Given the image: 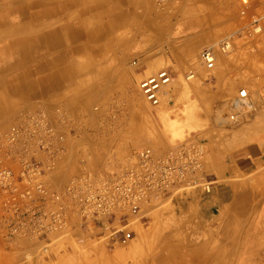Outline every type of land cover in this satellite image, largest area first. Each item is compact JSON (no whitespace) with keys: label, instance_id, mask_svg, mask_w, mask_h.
I'll list each match as a JSON object with an SVG mask.
<instances>
[{"label":"crops","instance_id":"obj_1","mask_svg":"<svg viewBox=\"0 0 264 264\" xmlns=\"http://www.w3.org/2000/svg\"><path fill=\"white\" fill-rule=\"evenodd\" d=\"M231 3L238 10V0H0V127L24 110L46 113L66 147L43 178L52 188L85 170L103 168L110 145L104 135L114 126L100 123L102 111L93 112L92 106L112 98L128 100L125 91L133 92L143 76L161 67H167L174 80L179 73L193 71L196 78L190 86L206 87L197 79L208 69L195 59L202 46L225 30ZM254 9L264 26V0H257ZM241 54L217 56L208 70H215L214 77L207 85L222 87L226 94L244 86L258 101L259 94L264 97V48L254 54L257 66L251 78L241 73L248 70V62L238 58ZM63 64L65 74L54 81L53 74ZM210 95L213 100L219 92ZM257 106V115L246 125L259 124V136L241 126L210 133L206 165L213 189L192 204L200 228L215 231L226 242L228 254L238 247V232L255 210L264 233V107L259 108V102ZM252 107L251 111L256 109L255 104ZM257 168L259 210L246 202L253 197L245 176ZM2 216L0 206V220ZM73 233L78 239L87 235L78 228ZM260 241L264 246V239ZM39 243L32 237L8 236L0 223V264L64 262L66 256L57 255L55 248L35 256ZM27 253L33 257L27 259ZM104 261L94 258L86 264Z\"/></svg>","mask_w":264,"mask_h":264},{"label":"built area","instance_id":"obj_2","mask_svg":"<svg viewBox=\"0 0 264 264\" xmlns=\"http://www.w3.org/2000/svg\"><path fill=\"white\" fill-rule=\"evenodd\" d=\"M256 6L257 0H238L246 37L264 32L263 17ZM233 47V37L226 35L216 48H201L198 59L205 69H212L217 52L225 55ZM194 75L188 71L185 79ZM171 81V72L161 67L143 76L138 89L150 106L157 107ZM252 104L248 89L240 87L230 99L222 122L238 124L244 118L243 111ZM260 107H264V97L259 94ZM61 139L39 110L20 112L17 122L0 132V223L10 237L39 240L35 255H45L59 243L78 238L73 233L77 228L112 244H128L141 207L152 196L185 189L201 196L212 192V180L202 167L205 143L197 137L165 149H135L121 167L85 170L68 178L60 188H52L43 178L63 156L64 147L58 143ZM26 255L27 259L33 257Z\"/></svg>","mask_w":264,"mask_h":264},{"label":"rangeland","instance_id":"obj_3","mask_svg":"<svg viewBox=\"0 0 264 264\" xmlns=\"http://www.w3.org/2000/svg\"><path fill=\"white\" fill-rule=\"evenodd\" d=\"M237 14V8L234 7V3H231L227 11L230 21L225 22V30L221 31L215 40L204 46L216 48L224 36L231 35L234 43L233 50L225 55L217 52V56L232 58L234 54L242 52L238 58L248 62V70L241 73L251 78L257 66L254 54L260 48H264V32L253 38L246 37L241 28L244 22L239 20ZM195 62L202 66L198 55ZM64 69V64L56 69L53 79L57 77L59 70L64 73ZM214 71L206 70L202 77H198V83L206 87L190 86V80L196 77L185 79L187 70L179 73L175 80L172 76L161 104L157 107L150 106L143 99L138 85H135L133 92L127 89V94L125 91L128 100L112 98L102 105H93V112L102 111L100 123H109L114 126L110 127L104 135V139L109 140L110 145L105 154L103 169L111 170L113 167L125 165L135 149L142 147L165 149L182 140L197 137L203 139L205 143L202 167L210 178L212 174L206 165L210 133L241 126L247 128L253 137L259 136V124L258 127L246 125L250 122V117L257 115L259 99L253 100L255 110L245 109L244 118L239 124L222 122L228 103L236 93L226 94L224 90L222 92V87H214L211 84L208 86L207 83L214 77ZM218 92L219 97L212 100L210 94H218ZM16 118L1 126L0 132L8 128ZM64 141L65 138L62 143ZM245 177L251 181L253 197L246 200L247 205L259 210V168ZM200 197L204 196L189 189L152 196L141 207V212L133 226V239L128 244H112L95 238L91 234L80 239L71 238L67 246L65 242H61L57 245L58 247H53L54 251H58L57 255L66 256L64 262L58 261L55 264H86V261L94 258H106V261L100 264H264L262 255L264 246H259L262 242L259 240L264 239V233L259 230L261 226L259 211L255 210L246 216L245 229L238 232L241 236V238L238 236L236 240L238 247H233L232 252L228 254L226 242L214 234L215 231L201 229V224H198L197 208L192 204ZM235 232L231 233L232 237L235 236ZM190 252H194L192 257Z\"/></svg>","mask_w":264,"mask_h":264},{"label":"bare ground","instance_id":"obj_4","mask_svg":"<svg viewBox=\"0 0 264 264\" xmlns=\"http://www.w3.org/2000/svg\"><path fill=\"white\" fill-rule=\"evenodd\" d=\"M71 2H72V1H71ZM73 3H74V2H73ZM64 26H65V25H64ZM70 34H71V33H70ZM60 68H61V67H60ZM61 74H65V72L63 73L61 70H59L58 73H57V77H55L54 81H55L56 79H58L59 77H61V76H62ZM170 83H171V82H170ZM170 83H169V84H170ZM169 84H168V85H169ZM168 85H167V86H168ZM167 86H166V87H167ZM165 89H166V88H165ZM251 106H253V104H252ZM247 108H249V107H247ZM252 108H253V107H252ZM252 108H251V109H252ZM35 110H39V111L43 112V113L46 115V113H45L43 110H41V109H35ZM25 111H34V110H24V111H21V112H25ZM245 111H246V110H244L243 112H245ZM19 114H20V113L17 114V118H16V120H15L13 123L17 122ZM46 117H47V115H46ZM218 117H219V116H218ZM47 118H48V117H47ZM240 118H241V117H240ZM222 119H223V118H222ZM48 120H49V119H48ZM49 121H50V120H49ZM240 122H242V120H241ZM240 122H239V123H240ZM13 123H12V124H13ZM239 123H238V124H239ZM51 124H52V123H51ZM52 125H53V124H52ZM53 126H54V125H53ZM54 128H55V127H54ZM6 129H7V128H6ZM6 129H5V130H6ZM3 131H4V130H3ZM3 131H1V132H3ZM55 131H56V129H55ZM56 132H57L58 134H60L58 131H56ZM61 135H62V134H61ZM63 139H64V136L62 135V139L59 140L58 143L60 144V143L62 142ZM60 145H61V144H60ZM65 150H66V147H64V152H63V154L65 153ZM61 158H62V157H61ZM117 167H118V166H117ZM95 170H103V168H100V169H99V168H98V169H92V170H90V171H95ZM25 257H28V256L25 255Z\"/></svg>","mask_w":264,"mask_h":264}]
</instances>
